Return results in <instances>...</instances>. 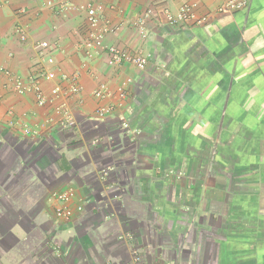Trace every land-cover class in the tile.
Masks as SVG:
<instances>
[{"label":"crops","instance_id":"0c3cea01","mask_svg":"<svg viewBox=\"0 0 264 264\" xmlns=\"http://www.w3.org/2000/svg\"><path fill=\"white\" fill-rule=\"evenodd\" d=\"M189 1L206 23L164 21ZM91 3L120 26L104 45L141 47L145 70L89 53ZM217 6L0 0V66L21 80L55 73L41 81L44 106L0 73V264H134L137 252L157 264H264V0L224 15ZM145 12L143 42L131 23ZM64 76L80 91L54 97ZM120 87L127 100L100 117ZM66 191L70 202L54 198ZM62 208L77 211L72 222Z\"/></svg>","mask_w":264,"mask_h":264},{"label":"built area","instance_id":"2783aa9c","mask_svg":"<svg viewBox=\"0 0 264 264\" xmlns=\"http://www.w3.org/2000/svg\"><path fill=\"white\" fill-rule=\"evenodd\" d=\"M218 4L215 13L216 15H224L235 13L237 11L243 10L248 5V0H215ZM53 2V0H52ZM87 10H89L88 16V25L90 30V43L87 45L89 48V53L92 50L101 48L108 55L109 59L116 67H121L124 64H130L138 68L139 70H145L148 64L151 54L145 52L141 47L138 49H127L121 48L113 45H104L103 38L109 34H116L120 30V26L112 25L110 21L106 18H103L104 6L101 4H89ZM196 4H193L192 1L185 3L180 9L179 13L173 14L170 10L164 9V21L173 27L186 26V25H202L209 20L208 16H197L194 12ZM68 6L66 3L62 5L59 12L67 11ZM152 19V14L150 12H145L138 16L136 20L131 23V26L134 32L137 34L140 40L143 42L146 41L149 37L150 31L148 29V21ZM103 23L101 26L100 24ZM19 38L22 42L27 40L26 32L23 28L18 27L16 30ZM0 73L5 74L11 80L13 84L14 91L19 95H25L33 93L36 96L37 103L40 106H44L49 102V99L44 95L41 88V81L47 80L52 81L55 78L54 72L45 71L39 69L33 75H31L27 80H21L12 76L10 71L5 70L0 66ZM69 79L70 86L68 90L62 91L60 86H56L52 94L54 97H59L61 93L65 95L77 94L80 91V87L77 84L76 79L63 77V80ZM133 79L128 78V84H132ZM109 88L105 84H101L98 89L95 90L94 96L97 99H104L110 95ZM67 92V93H66ZM117 98V103L110 104L106 107H100L97 110V114L100 117H106L113 114L117 105L122 104L128 98V90L120 87L117 89L115 94ZM74 193L71 191L55 193L54 198L59 202L65 204L71 201ZM76 210L80 212L82 207H78ZM76 210L70 208H62L57 211L58 218L64 223H70L75 218ZM134 264H157V263H148L144 262L143 256L140 253H135L133 255Z\"/></svg>","mask_w":264,"mask_h":264}]
</instances>
